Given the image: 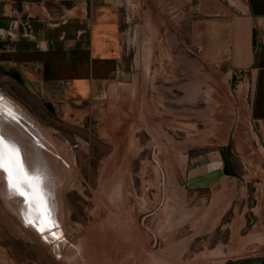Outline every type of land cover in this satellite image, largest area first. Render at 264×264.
Masks as SVG:
<instances>
[{"label":"rangeland","instance_id":"1","mask_svg":"<svg viewBox=\"0 0 264 264\" xmlns=\"http://www.w3.org/2000/svg\"><path fill=\"white\" fill-rule=\"evenodd\" d=\"M112 2L121 28L119 74L90 100L49 112L23 77L12 75L19 67L3 65L0 95L31 122L37 143L54 156L43 158L33 142L30 157L23 155L26 165L42 166L49 178L50 218L22 207L17 189L0 178V264H224L264 256V203L250 199L240 231L230 236L222 229L217 239L198 237L187 247L183 240L189 236L183 202L196 194L183 190L185 171L168 153L188 145L193 156L222 143L196 137L212 127L203 122L211 114L209 80L176 71L180 58L191 54L181 24L195 14L196 0ZM193 84L206 88L198 98ZM254 131L253 162L244 159L245 141L240 147L231 140L224 152L237 174L259 184L264 126Z\"/></svg>","mask_w":264,"mask_h":264},{"label":"crops","instance_id":"2","mask_svg":"<svg viewBox=\"0 0 264 264\" xmlns=\"http://www.w3.org/2000/svg\"><path fill=\"white\" fill-rule=\"evenodd\" d=\"M112 1L0 0V75H7L3 65L18 66L12 75L23 77L28 89L53 111H69L71 104L105 91L119 74L123 55L120 19ZM189 20L181 30L191 54L180 58L176 71L209 80L212 98L206 102L211 114L203 122L212 127L196 137L222 143L193 156L188 145L168 153L185 171L180 186L196 194L194 201L183 202L188 208L182 219L189 229L183 238L186 247L198 237L217 239L222 229L230 236L240 231L249 199L264 203V183L251 184L248 175L237 174L224 152L231 140L240 147L239 141H245L249 150L244 159L253 162L254 127L264 126V0H196ZM230 79H235L234 87ZM205 89L193 84L191 91L198 98ZM250 234L244 236L247 241Z\"/></svg>","mask_w":264,"mask_h":264},{"label":"water","instance_id":"3","mask_svg":"<svg viewBox=\"0 0 264 264\" xmlns=\"http://www.w3.org/2000/svg\"><path fill=\"white\" fill-rule=\"evenodd\" d=\"M4 104L8 105V107L0 112V138L3 139L6 145L15 149L19 153V163L13 164L11 178L7 173L2 171H0V174L2 178H4V181H6L7 188L13 187L19 191L16 196L21 199L22 207L28 211H33V214L36 216H41L42 213V216L45 218H50L52 216L49 209L50 194L45 187V183L49 178L46 176L45 170L42 166L36 168L31 164H25L23 158L24 150L22 149V146L28 154L31 148L29 144L31 142L36 143L37 146L40 147V153L43 158L47 157V153H51L53 156L54 154L49 148L37 143L40 137L30 130L33 128L31 122L20 115L17 116V118L11 117L5 110L15 113L13 107L5 99ZM227 168L228 166H225V172H228ZM21 193H23V195ZM225 264H264V256H252L239 260H228Z\"/></svg>","mask_w":264,"mask_h":264},{"label":"snow or ice","instance_id":"4","mask_svg":"<svg viewBox=\"0 0 264 264\" xmlns=\"http://www.w3.org/2000/svg\"><path fill=\"white\" fill-rule=\"evenodd\" d=\"M8 105L4 104V97L0 96V112L7 108ZM19 153L6 145L2 138H0V171L7 173L9 177L12 176L13 164H18ZM23 195V193H21Z\"/></svg>","mask_w":264,"mask_h":264},{"label":"bare ground","instance_id":"5","mask_svg":"<svg viewBox=\"0 0 264 264\" xmlns=\"http://www.w3.org/2000/svg\"><path fill=\"white\" fill-rule=\"evenodd\" d=\"M12 107H13V109H14V111H15V113H11L10 111H8L11 115L10 116H15V117H17V116H22L23 117V115L21 114V112L18 110V108H16L14 105H12L6 98H4ZM5 111H7V110H5ZM7 113V112H6ZM24 118V117H23ZM31 130V129H30ZM42 146H43V144H42ZM23 147V146H22ZM40 148V147H39ZM38 148V149H39ZM23 149H24V156H26L27 158H29L30 157V152L27 154L26 153V151H25V148L23 147ZM30 154V155H29ZM38 161V160H37ZM36 167V166H35ZM0 178L2 179V176H1V174H0ZM2 182H3V179H2ZM45 187H46V189H47V181H46V183H45ZM18 191V190H17ZM19 192V191H18Z\"/></svg>","mask_w":264,"mask_h":264},{"label":"flooded vegetation","instance_id":"6","mask_svg":"<svg viewBox=\"0 0 264 264\" xmlns=\"http://www.w3.org/2000/svg\"><path fill=\"white\" fill-rule=\"evenodd\" d=\"M58 159H60V158H58ZM40 218H42V215L40 216ZM42 219H44V218H42ZM19 222H20V225L23 227V228H27L26 227V225L23 223V222H21L20 220H19ZM27 229H29V228H27ZM36 235V234H35ZM58 240V239H57ZM53 251V250H52ZM53 253H54V251H53ZM55 254V253H54ZM56 254H58V256H57V258H59V257H61V254L58 252V253H56ZM55 254V255H56ZM239 260V259H238ZM224 264H225V262H224Z\"/></svg>","mask_w":264,"mask_h":264},{"label":"trees","instance_id":"7","mask_svg":"<svg viewBox=\"0 0 264 264\" xmlns=\"http://www.w3.org/2000/svg\"><path fill=\"white\" fill-rule=\"evenodd\" d=\"M17 78H18V77H17ZM45 108H46V110L49 111V112H52V111H53V108L51 107L50 104H45Z\"/></svg>","mask_w":264,"mask_h":264}]
</instances>
